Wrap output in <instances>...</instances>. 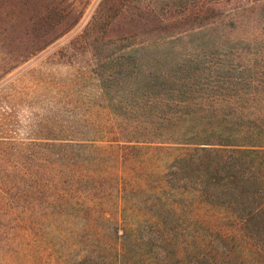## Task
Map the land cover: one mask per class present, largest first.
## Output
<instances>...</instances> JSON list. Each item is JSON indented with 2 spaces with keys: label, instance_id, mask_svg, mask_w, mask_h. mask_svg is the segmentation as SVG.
I'll list each match as a JSON object with an SVG mask.
<instances>
[{
  "label": "trees",
  "instance_id": "1",
  "mask_svg": "<svg viewBox=\"0 0 264 264\" xmlns=\"http://www.w3.org/2000/svg\"><path fill=\"white\" fill-rule=\"evenodd\" d=\"M130 1L95 10L89 24L104 33ZM216 1L170 19L147 11L142 20L156 24L138 34L219 25ZM52 9L28 15L6 45L22 47L23 61L53 41ZM119 49L96 74L102 135L41 138L19 185H0V264H264V74L242 75L224 54Z\"/></svg>",
  "mask_w": 264,
  "mask_h": 264
},
{
  "label": "rangeland",
  "instance_id": "2",
  "mask_svg": "<svg viewBox=\"0 0 264 264\" xmlns=\"http://www.w3.org/2000/svg\"><path fill=\"white\" fill-rule=\"evenodd\" d=\"M20 1L0 0V185L5 188L9 180L19 185L21 169L26 159L33 161L34 144L41 138L61 135L84 140L102 135V108L107 102L96 74L108 69L122 45H133L134 55L139 56L165 54L169 47L177 56L200 53L220 58L224 54L220 59H226L225 65L234 61L233 65L243 66L236 68L240 74H264V0L210 2L226 15L221 24L172 38L160 32L143 36L138 34L139 25L148 29L156 19L175 18L185 5L198 0H132L104 33L100 23L89 24L90 17L95 10L112 14L116 0H27L25 8ZM43 4L53 8L49 33L53 41L23 61L22 47L10 51L6 45L17 41L26 17L41 12ZM147 11L156 19L142 20ZM156 35L159 40L152 43ZM175 153H159L156 165L162 168L163 161Z\"/></svg>",
  "mask_w": 264,
  "mask_h": 264
}]
</instances>
